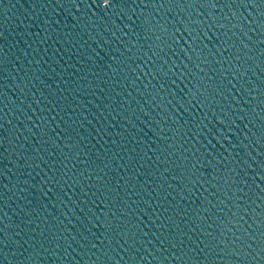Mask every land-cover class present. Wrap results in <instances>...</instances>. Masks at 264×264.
I'll return each mask as SVG.
<instances>
[{"label":"water","instance_id":"1","mask_svg":"<svg viewBox=\"0 0 264 264\" xmlns=\"http://www.w3.org/2000/svg\"><path fill=\"white\" fill-rule=\"evenodd\" d=\"M0 264H264V0H0Z\"/></svg>","mask_w":264,"mask_h":264}]
</instances>
